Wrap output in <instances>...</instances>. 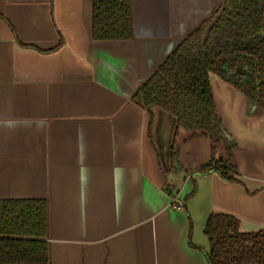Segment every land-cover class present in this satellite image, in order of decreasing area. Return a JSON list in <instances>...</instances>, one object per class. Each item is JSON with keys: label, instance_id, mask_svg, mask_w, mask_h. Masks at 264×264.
Here are the masks:
<instances>
[{"label": "crops", "instance_id": "obj_1", "mask_svg": "<svg viewBox=\"0 0 264 264\" xmlns=\"http://www.w3.org/2000/svg\"><path fill=\"white\" fill-rule=\"evenodd\" d=\"M221 2L132 0V38L94 40L92 0H0V199H45L49 264H207L211 213L264 229V108L210 73L236 180L193 174L210 141L180 126L170 179L131 100Z\"/></svg>", "mask_w": 264, "mask_h": 264}, {"label": "trees", "instance_id": "obj_2", "mask_svg": "<svg viewBox=\"0 0 264 264\" xmlns=\"http://www.w3.org/2000/svg\"><path fill=\"white\" fill-rule=\"evenodd\" d=\"M91 36L94 40L131 39L132 0H92ZM234 69L242 72L237 79L232 77ZM209 73L238 88L250 104L264 108V0H222L131 96L151 116V109L160 107L174 115L176 127L191 132V137L209 138L210 160L193 174L217 172L224 180L234 181L236 145L215 109ZM176 154L173 139V170L179 167ZM238 224L230 214L209 215L204 226L209 249L197 247L207 264H264V229L240 231ZM48 227L45 199H0V264H49Z\"/></svg>", "mask_w": 264, "mask_h": 264}, {"label": "water", "instance_id": "obj_3", "mask_svg": "<svg viewBox=\"0 0 264 264\" xmlns=\"http://www.w3.org/2000/svg\"><path fill=\"white\" fill-rule=\"evenodd\" d=\"M211 26H212V22L209 23L208 26L205 28L203 36H202L203 42L205 41V39H206V37L210 31ZM152 109L154 110V112L156 114L154 136H155V144L157 146L156 148H157L159 161H160L162 169L167 174V176L171 179L173 177V174L171 171L170 156H171V146H172V142H173L174 131H175V128L177 126V118L174 115H172L171 113H169L168 111H165L164 109H162L160 107H154ZM165 119H167L170 122V128L168 129L167 133H165V131L163 129Z\"/></svg>", "mask_w": 264, "mask_h": 264}, {"label": "built area", "instance_id": "obj_4", "mask_svg": "<svg viewBox=\"0 0 264 264\" xmlns=\"http://www.w3.org/2000/svg\"><path fill=\"white\" fill-rule=\"evenodd\" d=\"M171 197V206L174 208V209H181L182 206H183V202L179 199H177L176 195H172L170 196Z\"/></svg>", "mask_w": 264, "mask_h": 264}, {"label": "flooded vegetation", "instance_id": "obj_5", "mask_svg": "<svg viewBox=\"0 0 264 264\" xmlns=\"http://www.w3.org/2000/svg\"><path fill=\"white\" fill-rule=\"evenodd\" d=\"M212 22V24H213V21H211ZM210 22V23H211ZM208 26V25H207ZM211 29V28H210ZM233 72H232V77L233 78H238V77H240V74L242 73L241 71L240 72H238V69H234V70H232ZM210 74V73H209ZM242 76V75H241Z\"/></svg>", "mask_w": 264, "mask_h": 264}]
</instances>
